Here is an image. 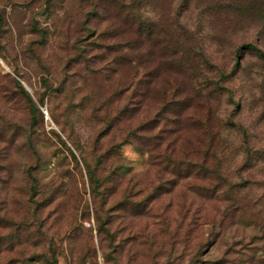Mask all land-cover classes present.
<instances>
[{"label": "rangeland", "instance_id": "1", "mask_svg": "<svg viewBox=\"0 0 264 264\" xmlns=\"http://www.w3.org/2000/svg\"><path fill=\"white\" fill-rule=\"evenodd\" d=\"M0 264H264V0H0Z\"/></svg>", "mask_w": 264, "mask_h": 264}, {"label": "trees", "instance_id": "2", "mask_svg": "<svg viewBox=\"0 0 264 264\" xmlns=\"http://www.w3.org/2000/svg\"><path fill=\"white\" fill-rule=\"evenodd\" d=\"M244 48H247V50H250V51L257 53L260 58H263V55L261 54V52L258 49H256V47H253L251 45H247V46H244L243 49Z\"/></svg>", "mask_w": 264, "mask_h": 264}]
</instances>
